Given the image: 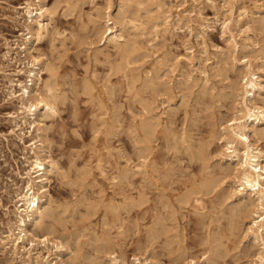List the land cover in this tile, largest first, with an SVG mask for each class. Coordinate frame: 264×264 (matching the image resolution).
Masks as SVG:
<instances>
[{
	"label": "rangeland",
	"instance_id": "rangeland-1",
	"mask_svg": "<svg viewBox=\"0 0 264 264\" xmlns=\"http://www.w3.org/2000/svg\"><path fill=\"white\" fill-rule=\"evenodd\" d=\"M22 1L23 0H0V54L4 50V47L2 45L3 36H7L11 38L17 33V28H19V26L21 28L22 26L20 22L23 20L13 19L12 16H14V14H13V10H11L12 9L11 6L16 5L17 3H20ZM47 1L49 2V4H54L56 2V0L54 1L47 0ZM74 1L75 0H61L60 3H58L57 9L55 11L56 13L52 21L53 26L55 27L54 29L55 31L49 33L48 35H46L47 37H44L38 42V47L40 48V50L42 48L41 51H43L47 55V57L51 59L52 62L54 63L56 62L55 64L56 87L58 92L60 91L59 96L61 97L63 96V100L59 104V107L61 106L59 110L61 111H59L55 116L51 117L47 122L49 124L48 138L49 141H51L50 153L55 158L57 157L59 164L62 167L61 168L62 173L60 177L53 175L51 177L52 179L49 185L51 194L54 198V206L57 210L58 220L57 219L54 220L56 231L58 233L67 234V236L70 235L68 236L69 240L72 245H75L73 246L75 248V254L77 256V260L80 263L82 262L81 264H95V263L98 264L100 262V260L97 258L100 253L95 252L98 250L95 248H99L98 246L99 243H101V240L98 242L97 240L98 237L100 238L101 236H102L101 239L105 238L104 236H107L106 238L109 239V241H111L117 246L119 245L118 248L123 253H125L126 256H128L127 258L131 257L134 253H139L140 255L142 254L141 257L148 255L149 257L152 258V260L155 259L154 262L156 264H187V260L192 254H195L194 256L196 260L199 262V255L201 254V251L205 249L204 247H208V246L214 249L213 264H237L239 261L243 259V254L241 253V249L244 246L245 241L240 242V238L243 234L242 233L243 225H241L239 228L234 230L235 236L231 234L229 231V223H228L229 215L227 217L226 215L227 211H225L224 213L220 211V209L224 205H221L219 203L221 200L220 197H215L219 193H221V191H219L221 187L218 186L216 190L214 188L212 192V190L210 191L204 190V187H202L201 184H199L206 176L202 174L200 175L199 172L202 169L204 170V168H207L205 166H210L209 168L206 169V171H203L204 173L201 171L203 174H206V172L209 173V171L211 170V165L214 164L217 159L216 157H213L214 155L212 154L214 153L213 151L218 145V141H217L218 122L220 121V117H221L220 114H222L223 112L225 113L226 112L225 110H227L226 107L227 106L229 107L230 105L229 103L230 99L228 98L225 99L222 98L221 96L219 98V94L220 95L224 94L225 90L226 92H229V88L225 86L224 88L223 85L224 84L226 85L228 84L229 81L234 80L233 77L234 71H232L229 61H226L224 63V60L222 59L224 55L219 54V50L216 48V46H220V47L225 46L224 44L226 43L225 39L222 37L221 34V21L225 16V14L222 12L221 9L222 1L221 0H197V1L171 0V2H168L169 0H166L169 3V6L171 7L172 16H174V18L177 16V14L184 17L187 14L192 15L194 13L193 21L191 22L192 31L190 34L184 33L182 31L176 33L172 31L169 32L167 31L161 35V37L163 36L162 37L163 41L162 39H159L158 43L155 44V46L152 49H149L150 55H148L145 58H137V60L139 61H136L135 59L136 62L132 60L128 66L129 68L132 67L134 68V70L130 71L132 73L133 79L134 77H136L134 79L135 80L134 84H133V80L132 82H128L127 79L123 76L122 72H119L122 75L121 76L119 75L118 72L113 73V71H111L110 69L111 64L115 63L116 59L117 62L119 60V58L114 57L115 54L109 57L110 60L107 63V61H105V59L107 60L105 55L102 53L99 54L97 52L96 49L98 46L97 45L98 42L96 41V38L91 35L92 23L90 22V24H87L89 23L88 16L86 18V14L88 15L89 12L93 11L92 1L77 0L78 2L77 1L75 2V5L77 3L76 5V7L78 6L77 8L76 7L74 8V5L72 6ZM259 1L233 0V3L235 6L244 5L245 8L248 9V15L253 16L255 17V19H257L259 15L261 16V12H263L264 10V0H261L260 2ZM95 3H97L99 7L103 8L105 2L104 0H95ZM116 4H117V0H113L112 1L113 8H115ZM66 9L68 12L66 11ZM139 12L142 13L141 10ZM83 19L84 21H86L84 24L81 23L83 22ZM200 20L202 22L207 21L205 25L208 24L207 25L208 27H206L205 30H203V28L200 27V23H201ZM254 24H255L254 25L255 29L253 32L251 31L249 35H251L253 39L255 38L256 41H259L260 45L262 44L264 45V28H260L258 22H255ZM87 25H91V26L88 27ZM83 27L86 29H84ZM258 27L259 29H257ZM58 31L61 34L60 33L58 34ZM198 34L203 35L205 39L206 47L208 49V55L210 58H212L205 65V68L209 72L210 82L212 83L213 81L211 85L212 87L210 86L211 88L208 90V93L207 92L203 93L202 91L203 89L202 81H204L203 77H201L200 79L197 78L196 84L191 89L192 92H189L190 88L184 90L183 89L184 85L179 84L178 82L179 72H175V73L168 72L166 76L164 68L159 66V60L164 59V55H165L164 53L170 47L172 51L175 53L184 52L185 49L183 47V43H182L183 41H186L188 45L193 46L194 49L193 53L194 55H197L198 50L200 48L199 41L201 40L200 38L197 37ZM239 36L240 35H238L237 38H239ZM92 37L94 38V40ZM139 37L141 38V36H138V38ZM86 40L90 43H88ZM108 49L111 53H113L112 48H108ZM93 56H96L98 59ZM101 58H103L104 60ZM3 61H4L3 58L0 56V65L2 64ZM216 62H218V64L221 67L225 66L228 69V75H229L228 79H224L221 74L219 75L217 74V77L212 76L216 73H213L215 71L211 70V65H213ZM104 63L106 65H104ZM149 69L151 70L150 72H152L151 76L148 73ZM154 71L155 73H153ZM1 73L2 72L0 71V84L3 81ZM115 73L118 74L116 75ZM136 74H138V76ZM159 74H165V76L163 77V75L162 76L160 75L161 77L156 78L157 75ZM197 76H199V73L197 74ZM122 78L125 79L123 80ZM149 79L153 81L156 79L155 81L156 84L157 81L159 80L157 85L154 84L155 89L154 87H152V89L150 90V87L153 86V82L150 83ZM82 80L84 83H82ZM166 80H168L169 82L166 83ZM104 81L105 84H103ZM86 82L87 84H85ZM144 82L146 83L145 85ZM111 83L112 85H110ZM163 83L165 85L162 86ZM73 84H75V86ZM123 84H125V86ZM142 84L145 87L146 85L148 86L150 85L149 89L147 90L146 88H144ZM141 85L142 88H140ZM111 86H112V92L114 93L111 92V88H110ZM82 87L84 89H82ZM108 87L109 89H107ZM113 87L115 89H113ZM158 87L159 88L161 87L160 90L162 92H159ZM221 87L223 88L221 89ZM88 88H90V90H88ZM138 88L140 90L142 89L141 90L142 92ZM156 89L158 92L155 91ZM145 90H147L148 92ZM183 90L185 91V94L188 96H185V94L181 96L182 95L181 91L184 93ZM62 91H64V93L67 95L66 98H65L66 95H64ZM144 91L147 93H143ZM151 91H153L154 93L153 92L151 93ZM156 92L157 95L155 94ZM145 95H147V97H145ZM148 96H150L151 98ZM204 96L206 98H204ZM139 97L140 100L138 99ZM181 97H184L185 99L182 100L183 98ZM68 98L70 99L68 100ZM98 101H100L99 104ZM195 101H198L199 104H196ZM138 102L141 104H139ZM220 103L221 106L223 105L222 108L220 107ZM14 104L15 103L11 102L10 100H8V102L6 100L4 101L2 99V94L0 93V232L6 229V224L8 219L13 217L12 214L11 213L9 214L8 210L5 209L4 205L6 204L10 208L13 207L12 205L13 201H10L9 191L15 186L14 182H16L17 180L15 171L18 169L19 165L20 166L22 165L20 160L23 159V155H24L22 153L23 151L19 148L20 142L16 139L14 135L12 136L11 134H9L10 123L8 121L6 112L14 108L15 106ZM194 104L197 107L193 106ZM117 105L119 107H117ZM217 106H219V108ZM144 107H147L148 110ZM194 107L197 110L196 113L194 111L195 110ZM139 108H142V110L144 111H142ZM114 111L116 112L115 113L116 115L114 114ZM204 113H206L208 117L206 115H203ZM212 115L214 118L212 117ZM151 117L154 118L156 117L158 123L160 122L154 127L157 129L147 128L146 123ZM194 118L196 119L194 120ZM119 120L120 123H118ZM215 123L216 125L214 126ZM111 126L113 127L115 126V127L113 128ZM128 126L129 129L127 128ZM167 128L171 129L170 132L169 130H167ZM130 129H131L130 132H134V133L130 134L129 133ZM179 129L181 130L179 131ZM190 129L192 130L189 131ZM208 129H211L210 131L213 132L208 133L209 132ZM166 131L168 132L166 133ZM157 133L159 134L160 137L158 136ZM131 135L134 136L131 137ZM172 135L174 136V138ZM134 137L137 138L138 141L137 143L136 141L134 142L135 139ZM192 137H194L195 139H193ZM204 137H208V138H204ZM139 139L142 141H140ZM172 139H174V141L177 139L180 140L179 142L177 140V145H176L175 144L176 142L172 143L173 141ZM198 140L202 142L200 141L198 142ZM208 140L211 144L209 145V147L206 148L205 144L207 143ZM148 141H149V145H148ZM196 143H198L197 149L203 147L205 148L206 154L209 153L208 155H210L208 156L207 159L208 162L207 160L204 162L203 160H200V162L202 161L203 165L198 161V159H197L198 162L190 161L189 156H191L193 150L194 152H196L197 150L194 149ZM135 144H138L139 146L137 145L136 147ZM170 144L173 146L170 147L167 146ZM186 144L188 145L193 144L192 145L193 147H191V149L187 148L188 149L187 150L185 148V146L187 147ZM141 145L142 147H144L145 149L144 151L141 150L143 149ZM148 147H150V149ZM177 148H179L180 150H177ZM135 149L137 151L136 155L134 154L136 152ZM141 151L142 153L140 154ZM210 152H212V154ZM143 155L145 157H143ZM136 159H139V162L144 161L142 164V173L146 171L145 172L146 174L145 173L144 174L148 176H144V174L142 175L141 172L139 174V171L138 169H136L135 166L138 161ZM191 160H196V159L191 158ZM206 162L208 164H206ZM198 165L199 166L202 165L203 168L200 166L202 168L201 169ZM124 166H126L125 170L131 169L128 171L130 172L129 173L130 175L128 174L129 176L125 175V177H123L125 172L123 171ZM120 169H122V171ZM173 170L174 172H172ZM132 172H134L135 175ZM131 173L133 174V176ZM114 174H116V176L119 175L118 176L119 178L117 177V179H112L111 176H113ZM120 175L121 177H123L122 179L120 178ZM187 176L189 179H187ZM141 180L143 181L141 182ZM195 181H198L199 185L195 184L197 183ZM188 188L190 190L192 189L197 190L196 188L202 190L199 192V195L201 196L202 201L205 199L203 201V205H204L203 209H198L194 207L190 199L187 201L184 199V193L186 194L188 191H190ZM90 189L93 191H91ZM181 192L183 194H181ZM204 192H207L208 196L203 195ZM210 193L214 195L213 196L209 195ZM210 196L213 199V202L212 199H210ZM218 196H220V194ZM142 197H143L142 199L143 201L141 200ZM181 197L183 198V202ZM87 198L89 199L87 200ZM144 199H146L145 202ZM209 199L211 201H209ZM215 201H217L219 204H217V202ZM212 205H214V207H212ZM62 207L64 208L66 207L67 210L66 209H65L66 211L62 210ZM119 211L121 212L119 213ZM171 211L173 212L175 211L176 213H173L172 215ZM217 211L218 213H216ZM116 213L118 215H116ZM71 214L75 216L71 217L72 216ZM159 214L162 215L164 220L162 219L161 216H159ZM157 216H159V218ZM161 219L163 221L162 223L166 224L165 226H167L165 228L167 234L163 232L164 230L162 227L163 225L162 223H160ZM165 219L168 221H165ZM217 219L220 220L222 223ZM171 220L173 222H171ZM119 222H122V225L124 226L122 227L121 223ZM171 223L174 224L175 226L174 225H173L174 227L171 226L172 225ZM56 224L58 228L56 227ZM167 224L170 225L168 226ZM158 225H160L159 228ZM61 226L63 227L60 228ZM107 227L109 230L106 229ZM161 227L163 229L161 233H163V235L166 234L165 236L159 234L161 231ZM120 228L123 229V232ZM146 230L149 233H147ZM152 230L154 232L153 236L157 234L158 235L155 237L151 236L150 237L151 240L147 242L146 241L148 240L147 236H149ZM118 232L124 234L120 235L118 234ZM117 234L119 235V238H117L118 237ZM174 234H176V237L174 236ZM219 234L222 235L219 237L218 236ZM172 236H174L175 238H173ZM112 237H116V239ZM216 237L220 238L221 240L220 239L215 240ZM76 238L77 240H75ZM95 238L97 240H93ZM169 238L171 239L170 242L172 244L168 242L169 246H167L168 243H166V240L168 241ZM173 239H175V242H172ZM150 241L151 243H149ZM93 242L94 243L97 242L96 243L97 245H94ZM142 245L145 250L142 248ZM163 246H167V247H163ZM178 248H180L181 250ZM220 248L221 251H225V252L220 253L219 251V253H217L218 250H220ZM183 249L185 250V252H183ZM172 250L175 252H173ZM133 251L135 252L133 253ZM179 251L183 252L184 254ZM177 252L180 253L179 257L177 256L178 255ZM189 252H191V255ZM216 254H218L217 255L218 257L220 256L223 258L220 257L217 258ZM13 257L14 256L10 253V251L5 249L0 243V264H25L22 263V261H20L18 257H15L16 259ZM93 257L97 259H94ZM175 257H178L179 260H177L178 258L176 259Z\"/></svg>",
	"mask_w": 264,
	"mask_h": 264
},
{
	"label": "bare ground",
	"instance_id": "bare-ground-1",
	"mask_svg": "<svg viewBox=\"0 0 264 264\" xmlns=\"http://www.w3.org/2000/svg\"><path fill=\"white\" fill-rule=\"evenodd\" d=\"M60 1L61 0H56V2L54 4H49V2L47 0H23L22 2L11 6L12 7L11 10H13V14H14V16H12V18L15 20H23L20 22V24H22V26H21V28H20V26H19V28H17V33L14 36H12L11 38H9L7 36H3V38H2L3 39L2 45L4 47V50L2 51L0 56L3 58L4 61L0 65V71L2 72L1 74H2V78H3L2 79L3 81L0 84V93L2 94V99L4 101L6 100L8 102V100H10L11 102L15 103L14 108H12L11 110L6 112L8 121L10 123L9 134H11L12 136L14 135L16 137V139L20 142L19 148L23 151L22 153L24 155H23V159L20 160L22 165L21 166L19 165L18 169L15 171L16 176H17V180H16V182H14L15 186L12 189L9 188V189H11L9 191V194H10V201H13V204H12L13 207L10 208L6 204L4 205L5 209L8 210L9 214L11 213L13 217L8 219L7 224H6V229L4 231L0 232V243L5 249L10 251V253L14 256L13 258L18 257L20 259V261H22V263H25V264H81L82 263V262L80 263L77 260V256L75 254V248L73 247L75 245L71 244L69 237H68L70 235L67 236V234L58 233L56 231L54 220L57 219V210L54 206V198H53L51 191H50V188H49V185H50V182L52 179L51 177L53 175L60 177V175L62 173V171H61L62 167L59 164L57 157L55 158L50 153V146H51L50 142L51 141H49V138H48L49 124L47 122L49 121V119L51 117L55 116L59 111H61V110H59V108H61V106L59 107V104L63 100V96L62 97L59 96L60 91L58 92L57 87H56V81H55V76H56V70H55L56 65L55 64H56V62L55 63L52 62L51 59H49L47 57V55L43 51H41L42 48L40 50V48L38 47V42L41 39H43L44 37H47L46 35H48L49 33L55 31L54 30L55 27L53 26L52 21H53L54 15L56 13L55 11L57 9L58 3H60ZM76 1L77 0H75L72 4V6L74 5V8L77 5V3L75 5ZM91 1L93 3V7H92L93 11L89 12L88 15L86 14V18L88 16L89 23H87V24H90V22L92 23L91 24L92 26L91 25H87V26L92 27V28L90 27L91 28V35L93 37H95L96 41L98 42V44H97L98 46L96 49L97 52L99 54L102 53L105 55V57L107 58V60L105 59V61H107V63L110 60L109 57L112 56L113 54H115L116 56L114 55V57L119 58V60L117 62V59H116V62L111 64V66H110L111 71H113V73L114 72H118V73L122 72L123 76L127 79L128 82H132V80H133V84L135 83L134 79L136 77H134V79H133L132 73L130 71L134 70V68L133 67L129 68V66H128L132 60L135 61V59H136V61H139V60H137V58H145L148 55H150L149 49H152L155 46V44L158 43V40L162 39L163 36L161 37V35L167 31L168 32L172 31L175 33L182 31L184 33H189V34L192 31L191 22L193 21L194 13L192 15L187 14L184 17L177 14V16L175 15L176 17L174 18V16H172L171 7L169 6V3H168V2H171V0H169L168 2L166 0H117V4H116L115 8H113V6H112L113 0H104L105 3L103 5L104 6L103 8L99 7L98 4L95 3V0H91ZM195 1H197V0H195ZM221 1H222L221 2L222 3L221 9H222V12L225 14L223 20L221 21V34H222V37L225 39L226 43L225 44L223 43L225 46H222V47L216 46V48L219 50V54L224 55L223 58L221 57L224 60V63L226 61H229L230 67H231L232 71H234V75H233L234 80H231L228 82V84L223 85V87L225 86V87L229 88V92H226V90H225L224 94H221V95L219 94V98L221 96L222 98L230 99V102L228 101L230 103V105H229V107L225 106L227 108V110H225L226 112L225 113L223 112L222 114H220L221 117H220V121L218 122V132H217L218 145L214 149L213 154H212V152H210L212 155H214L213 157H216L217 159H216L215 163L211 165V170L209 171V173L206 172V174H203L204 173L203 171H206V169L209 168L210 166H205L207 168H204V170H203L202 169L203 168L202 167V165H203L202 161L200 162V160H203V162L206 161L208 159V156H210V155H208L209 153L206 154L205 148L201 147V148L197 149L198 143H196L195 144L196 146L194 145L196 148L194 147V149H197V150H196V152H194V150H193V152L191 153V156H189V157H190V161H195V162L199 161L202 164V165H200L202 168L199 165L198 166L202 169L201 171L203 173L200 170H199L200 171L199 173H200V175L202 174V175H206V176L204 177L203 180L201 179L202 181L199 184H201V186L204 187V190H206V191L212 190V192H213L214 188L216 190L218 186L221 187V189L219 190V191H221V193H219L220 196H218L219 194L217 193L218 195L215 197H220L221 200L219 203L221 205H224L220 209V211H222V213L227 211V214H226L227 217L229 215L228 223H229L230 233L235 236L234 230L239 228L241 225H243V231H242L243 234L240 238V242L245 241L244 246L241 249V253L243 254V259L241 261H239L237 264H264V143H263L264 142V51H263L264 45L263 44L260 45L259 41H256L255 38H254L255 39L254 40L252 38V36L249 35L250 32L251 31L253 32L255 29V26H254L255 22L259 23L260 28H264V10H263V12H261V16L259 15V17L258 18L256 17L257 19H255V17L248 15V9L245 8L244 5H236L235 6L233 3V0H221ZM256 1H259V0H256ZM217 6H218V4H217ZM70 9H72V8H70ZM140 10L142 11V13L139 12ZM66 11H67V9H66ZM204 20H207V19H204ZM85 22L86 21H84V19H83V22H81V23L84 24ZM203 22L201 21L200 27H202L203 30H205V28L208 27L207 26L208 24L205 25V23L207 21L204 23ZM81 27H82V25H81ZM84 29H86V28H84ZM257 29H259V27ZM88 32H90V31H88ZM59 33L60 32L58 31V34ZM238 35H240L239 38H237ZM138 36H141V38L139 37L140 38L139 39ZM197 37L201 39L199 41L200 48L198 50L197 55H194V53H193L194 52L193 46L188 45L186 43V41H183L182 43H183V47L185 49L184 52L183 53H181V52L175 53L172 51V49L170 47L164 53L165 54L164 59L159 60V66L164 68L166 76H167L168 72H172V73L179 72L178 82L180 85H184V87H183L184 90L190 88L189 89L190 91L186 90L189 92H192L191 89L196 84L197 78L200 79L201 77H203L204 81H202L203 82L202 91H203V93H206V92L208 93V90L212 87L211 85H212L213 81H212V83L210 82L209 72L205 68V65L212 58H210L208 55V49L206 47V43H205V39H204L203 35L198 34ZM93 40H94V38H93ZM81 41H83V40H81ZM91 41H92V39H91ZM162 41H163V39H162ZM88 43H90V42H88ZM108 48H112L113 53H111ZM51 52H52V50H51ZM93 57H96V56H93ZM101 59H103V58H101ZM218 62L211 65V70L215 71L213 73H216L212 76L217 77V74L218 75L221 74L224 79H228L229 78L228 69L225 66L221 67L218 64ZM104 65H106V64L104 63ZM152 69H153V67H152ZM150 71L151 70L149 69L148 73L151 76L152 72H150ZM153 73H155V71ZM198 73H199V76H197ZM165 74H159V75H157L156 78H159L162 75L164 77ZM119 75H121V74L119 73ZM136 75L138 76V74H136ZM231 76H232V74H231ZM107 79H108V77H107ZM218 79H220V78H218ZM104 80H105V78H104ZM155 81H156V79L154 81L150 80V83L153 82V86H151V87H150V85L149 86L146 85V87H145L144 86L146 84L145 82H144V85L143 84L142 85L147 90L149 89V87H150V90L152 89V87H154V89H155V86H154V84H156ZM158 81H157V84H158ZM119 82H118V84H119ZM168 82L169 81L166 80V83H168ZM82 83H84L83 80H82ZM142 83H143V81H142ZM150 83H148V84H150ZM85 84H87V82ZM103 84H105V81ZM106 84H108V83H106ZM73 85L75 86V84H73ZM110 85H112V83ZM123 85L125 86V84H123ZM142 85H141V87L140 86L139 87L142 88ZM163 85H165V84L163 83L162 86ZM147 86H148V88H147ZM83 87H82V89H84ZM165 87H164V89H165ZM223 87H221V89ZM110 88H111V92H112V86ZM160 88H159V92H162L160 90ZM86 89H87V87H86ZM86 89H85V91H86ZM107 89H109V87ZM113 89H115V88L113 87ZM88 90H90V88H88ZM147 90H145V91H147ZM145 91L143 93L148 92V91L147 92H145ZM155 91H157V89ZM152 92L153 91H151V93ZM157 92L155 93L156 95H157ZM189 92H187V93H189ZM62 93L64 95H66L64 93V91H62ZM112 93H114V92H112ZM181 94L180 95L183 96L185 94V91H184V93L181 91ZM150 96H148V97H150ZM185 96H188V95L185 94ZM195 96H194V98H195ZM198 96H199V94H198ZM66 97H67V95L65 96V98ZM88 97H89V95H88ZM134 97H136V96H134ZM145 97H147V95H145ZM184 97H181V98H183L182 100L185 99ZM90 98H92V97H90ZM204 98H206V97L204 96ZM69 99L70 98H68V100ZM138 99L140 100V97ZM223 100H220V101H223ZM154 101H155V99H154ZM185 101H187V100H185ZM99 102L100 101H98V104H99ZM195 102H196V104H199L198 101H195ZM141 103H139V104H141ZM166 105H168V104H166ZM119 106H120V104H119ZM119 106L117 105V107H119ZM139 106H142V105H139ZM193 106H195V104ZM222 106L220 103L221 108H222ZM114 107H115V105H114ZM195 107H197V106H195ZM195 107H194V109H195L194 111L196 113L197 110ZM217 107L219 108V106H217ZM101 108H103V107H101ZM144 108L147 109V107H144ZM118 109H117V111H118ZM139 109L142 110V108H139ZM104 110H105V107H104ZM142 111H144V110H142ZM194 111H192V112H194ZM166 112H167V110H166ZM220 112H222V111H220ZM99 113H101V112H99ZM115 113L116 112L114 111V114ZM169 113H170V111H169ZM210 114H211V112H210ZM203 115H206V113H204ZM197 116H198V114H197ZM161 117H162V115H161ZM212 117H213V115H212ZM212 117H210V118H212ZM204 118H206V117H204ZM204 118H202V119H204ZM195 119L196 118H194V120ZM171 120H173V119H171ZM143 121H144V119H143ZM168 121H170V120H168ZM209 122H211V121H209ZM115 123H117V122H115ZM118 123H120V120ZM159 123H158L156 117L155 118L151 117L148 120V122L146 123V126L149 129H157L154 127H155V125H157ZM192 123H193V121H192ZM95 124H97V123H95ZM119 125H121V124H119ZM140 125H142V124H140ZM206 125H207V123H206ZM215 125H216V123L214 124V126ZM115 126H116V124H115ZM111 127H113V126H111ZM111 127H109V128H111ZM113 128H111V129H113ZM127 128L129 129V126ZM133 130H134V128H133ZM167 130H169V132H170L171 129L167 128ZM180 130L181 129H179V131ZM191 130L192 129H190L189 131H191ZM208 130H209L208 133L213 132V131H210L211 129H208ZM130 131H131V129L129 130L130 134L134 133V132H130ZM167 132L168 131H166V133ZM143 133H145V132H143ZM133 136L131 135V137H133ZM158 136H159V134H158ZM194 137H196V136H194ZM194 137H192V138L195 139ZM209 137H210V135H209ZM173 138H174V136H173ZM204 138H208V137H204ZM148 140H149V138H148ZM172 140H173L172 143L176 142L175 144L177 145L178 139L175 141H174V139H172ZM179 140H178V142H179ZM182 140H183V138H182ZM135 141H136V143L138 142L137 138L134 139V142ZM140 141H142V140H140ZM191 141H193V140H191ZM199 141L200 140H198V142ZM202 141H203V139H202ZM202 141H200V142H202ZM189 142H190V140H189ZM168 143H170V142H168ZM210 144L211 143L208 140L207 143L205 144V147L206 148L209 147ZM137 145L138 144H135L136 147H137ZM148 145H149V141H148ZM186 145H187V147L185 146L186 149L187 148L191 149V147H193L192 146L193 144L192 145L186 144ZM167 146L170 147L173 145L170 144ZM141 147H142V145H141ZM199 147H200V145H199ZM142 148L143 149H141V150L144 151L145 150L144 147H142ZM148 148L150 149V147H148ZM175 148H176V146H175ZM181 148H182V146H181ZM177 150H180V149L177 148ZM135 151H136V149H135ZM187 152H189V151H187ZM136 153H137V151L134 154L136 155ZM141 153H142V151L140 152V154ZM143 157H145V156L143 155ZM140 158H142V157H140ZM191 158H194L196 160H191ZM197 159H198V161H197ZM136 160H138V161H137V164L135 166H136V169H138L139 174H140V172L142 173V164L144 161L139 162V159H136ZM207 162H208V160H207ZM207 162H206V164H208ZM189 164H187V165H189ZM125 167L126 166H124V168H123L124 169L123 171H125L123 177H125V175H127V176L130 175L129 174L130 172H128V171L131 169L125 170ZM188 167H190V166H188ZM120 170L122 171V169H120ZM145 172H143L142 175ZM172 172H174V170ZM132 173L134 174V172H132ZM78 174H80V173H78ZM107 174H108V172H107ZM133 174H132V176H133ZM145 174H144V176H148ZM166 174H167V172H166ZM179 174H180V172H179ZM207 174H209V175H207ZM118 176L119 175L116 176V174H114L111 177H112V179H117ZM123 177H121V175H120L121 179ZM195 177H196V175H195ZM141 179H142V177H141ZM187 179H189L188 176H187ZM143 180H141V182ZM182 181H183V179H182ZM195 182H197L195 184H198V181H195ZM182 183H184V182H182ZM177 189H179V188H177ZM196 189L197 190H193V189L190 190L189 189L190 191H188L186 194L184 193V199L186 201L190 199L192 201V205L194 207H196L198 209H203L204 208L203 201L205 199L203 198L204 200L202 201V198L199 195V192L202 190L198 189V188H196ZM100 190H102V189H100ZM91 191H93V190H91ZM94 192H95V190H94ZM181 194H183V193L181 192ZM207 194H208L207 192L203 193V195H207ZM209 195H212V193H210ZM141 196H142V194H141ZM215 197H213V198H215ZM88 199L89 198H87V200ZM142 199H143V197L141 198V200ZM146 199H144V202ZM210 199H212L211 196H210ZM210 199H209V201H211ZM137 202H139V201H137ZM182 202H183V198H182ZM206 202H204V203H206ZM212 202H213V199H212ZM215 202H217V201H215ZM82 203H84V202H82ZM219 203L217 202V204H219ZM93 204H95V203H93ZM168 204H170V203H168ZM214 205H212V207H214ZM107 206H108V204H107ZM63 208L64 207H62V210L66 209V207L64 209ZM171 208H172V206H171ZM115 209H116V207H115ZM72 211H71V213H72ZM120 212L121 211H119V213ZM171 212H172V215H173V213H176L175 211L174 212L171 211ZM158 213H159V211H158ZM216 213H218V211ZM6 214H7V212H6ZM161 214H159V216L162 217ZM116 215H118V214L116 213ZM73 216H75V215H72L71 217H73ZM159 216H157V217L159 218ZM80 217H81V215H80ZM162 219L164 220L163 217H162ZM162 219H161V222L159 221L160 223L163 222ZM166 219H165V221H168ZM219 219H220V217H219ZM221 219H222V217H221ZM52 220H53V222H52ZM203 220H204V218H203ZM218 221H220V220H218ZM122 222H119V223H121V225H122ZM171 222H173V221L171 220ZM62 223H64V222H62ZM207 223H208V221H207ZM60 224H61V222H60ZM112 224H113V222H112ZM162 225H163L162 227L164 230L161 227V231L159 230L160 233L159 232H157V233H159L160 235L161 234L163 235V233H161L163 230V232H165L167 234V232L165 231V228L167 227V226H165L166 224L162 223ZM167 225L169 226L170 224H167ZM173 225L174 224H172L171 226H173ZM123 226L124 225H122V227ZM56 227H57V224H56ZM62 227L63 226H61L60 228H62ZM108 227L106 229H108ZM159 227H160V225H158V228ZM65 228H67V227H65ZM117 229H118V227H117ZM120 229L123 232V229L122 228H120ZM240 229H238V230H240ZM219 231H218V233H219ZM146 232L149 233L147 230H146ZM206 232H204V233H206ZM74 233H76V232H74ZM118 234L123 235L124 233L121 234V232H118ZM118 234H117L118 237L116 236L117 238H119ZM166 234H164L163 236H165ZM153 235H154V232L152 230L151 233L149 234V236H147L148 240H146V239L145 240L148 242L149 240H151L150 237ZM157 235H155V236H157ZM221 235L219 234L218 236L220 237ZM91 236H93V235H91ZM97 236H96V238H97ZM100 236H101V233H100ZM155 236H153V237H155ZM174 236L176 237V234H174ZM174 236H172V237L175 238ZM204 236H206V235H204ZM101 237L100 238L98 237V240L96 238L93 239V240H97V242L101 240V243H99V246H98L99 248H95V249H98L95 252L100 253L97 258L100 260V262L99 261L98 262L101 264H156L154 262L155 259L152 260V258L149 257L148 255L141 257L142 254L140 255L139 253H134L135 251H133L134 254L132 256L129 254L131 257L127 258L128 256H126L125 253H123L118 248L119 245L117 246L114 243H112L111 241H109V239L106 238L107 236H104L105 238H102V239H101ZM116 237H112V238L116 239ZM168 237H169V235H168ZM206 237H208V236H206ZM92 238H90V239H92ZM202 238H204V237H202ZM165 239H166V237H165ZM216 239H220V238L216 237L215 240ZM75 240H77V238ZM117 240H119V239H117ZM170 240H171L170 238L168 241L166 240V243L170 242ZM172 242H175V239H173ZM205 242H207V241H205ZM96 243H94V245H97ZM149 243H151V241ZM219 243H220V241H219ZM117 244H118V242H117ZM222 244H224V243H222ZM91 246H93V245H91ZM167 246H169V243ZM167 246H163V247H167ZM213 246H214V244H213ZM142 248L144 249L143 245H142ZM204 248L205 249L203 251H201V254L200 255L198 254L199 255V262L196 260V258L194 256L195 254L191 255V252H189L191 256L188 254L190 257L187 260V264H213V262H214V258H213L214 249L210 246L204 247ZM222 248H224V247H222ZM153 249H154V247H153ZM178 249H180V248H178ZM93 250H94V248H93ZM219 251H220V253L225 252V251H221V248H220V250H218L217 253H219ZM138 252H139V250H138ZM173 252H175V251H173ZM179 252H181V251H179ZM183 252H185L184 249H183ZM183 252H181V253H183ZM168 254H170V253H168ZM183 254H182V256H183ZM143 255H144V253H143ZM179 255H180V253H178L177 256L179 257ZM217 255L218 254H216V256ZM178 257H175V258L177 259ZM219 257L217 256V258H219ZM93 258L97 259L95 257H93ZM220 258H223V257H220ZM177 260H179V258ZM92 261H93V259H92ZM218 261H216V262H218ZM94 262H97V261H94ZM95 264H97V263H95Z\"/></svg>",
	"mask_w": 264,
	"mask_h": 264
}]
</instances>
